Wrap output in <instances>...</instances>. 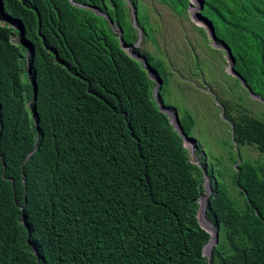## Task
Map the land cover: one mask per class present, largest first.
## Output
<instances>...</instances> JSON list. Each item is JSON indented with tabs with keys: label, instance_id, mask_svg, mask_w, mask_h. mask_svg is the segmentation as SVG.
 I'll return each instance as SVG.
<instances>
[{
	"label": "trees",
	"instance_id": "1",
	"mask_svg": "<svg viewBox=\"0 0 264 264\" xmlns=\"http://www.w3.org/2000/svg\"><path fill=\"white\" fill-rule=\"evenodd\" d=\"M154 1L187 12L188 0ZM197 1L233 70L264 99V0ZM152 25L141 0H0V264H264V113L239 95L221 101L234 154L208 170L193 139L200 165L191 162L152 97L147 71L190 137L191 114L160 95L167 62L131 47L143 67L120 45L138 30L149 38ZM244 145L258 156L244 157ZM202 169L217 232L208 261Z\"/></svg>",
	"mask_w": 264,
	"mask_h": 264
},
{
	"label": "rangeland",
	"instance_id": "2",
	"mask_svg": "<svg viewBox=\"0 0 264 264\" xmlns=\"http://www.w3.org/2000/svg\"><path fill=\"white\" fill-rule=\"evenodd\" d=\"M141 1L147 5L149 19L155 24L152 29L156 27V30L155 34L147 31L149 38L144 41L138 30L140 34L133 44L149 50L153 58L161 57L167 62L170 73L159 90L161 98L165 104L175 109L179 117L185 111L191 114L193 125L188 133L201 146L207 169L216 170L219 164L215 161L225 165L236 149L233 141L231 142V124L224 118L221 101L230 104L229 98L239 95L242 98L241 104L258 118L264 113V105L245 94L239 86H232L230 79L225 82L223 77H219L222 73L228 74L225 53L222 49L213 47L214 50H204V41L210 46V39L205 29L195 24L189 11L177 16L168 7L154 0ZM192 6L196 8L194 14H198L199 4L192 3ZM143 10L147 14V8ZM130 18L132 20L131 15ZM199 28L205 33V37L198 31ZM196 62L200 63V75L194 68ZM217 77L220 79L214 83ZM230 85L232 88H229ZM230 110L233 114V108ZM239 151L244 157L258 156L256 150L246 145L239 147Z\"/></svg>",
	"mask_w": 264,
	"mask_h": 264
},
{
	"label": "water",
	"instance_id": "3",
	"mask_svg": "<svg viewBox=\"0 0 264 264\" xmlns=\"http://www.w3.org/2000/svg\"><path fill=\"white\" fill-rule=\"evenodd\" d=\"M194 1H195V4L198 3L197 0H194ZM190 6L193 7L192 6V3H191V0H188V6H187V9L186 10L189 11V13L192 16V13H191V10H190ZM193 8L196 11V8L195 7H193ZM93 10L96 13L101 14L95 8H93ZM129 14L132 17V23H133L134 22L133 8H130L129 9ZM193 15H194V18L195 19H200V20H202L205 23V24L200 25L197 21H195V19L192 16V18L195 21V24L198 25V26H202L205 29V32H206L207 36L210 39V46L213 47V48L222 49L224 51V53H225V59H226V62H227V69H226L227 73L230 74L232 77H235L238 80L239 84L241 85V87H243L245 89V91H246V93H247V95L249 97H251V98L259 101L261 104L264 105V99L261 98L259 95H256V94L252 93L251 90L249 89V87L246 85L245 81L242 79V77L237 72H235L233 70L230 50H229V48L224 43L219 42V41L216 40L215 35H214V31H213V27H212L211 23L209 21H206L202 17H200L198 14H193ZM109 23L111 24V21H109ZM114 31H117L118 35L121 33L120 30H116L115 28H114ZM138 34H140L139 31H138ZM120 45L131 56H133L134 58H136L137 60H139L141 62V64H142L143 67H146L145 60L142 57H140L137 54H135L131 50V47H135L134 44L131 45L130 47H127V46H125L121 42ZM147 75L155 83L154 86H153V89H152V97L155 100L156 104L158 105L159 110L162 111V112H164L166 114V116H167L170 124L172 125L173 129L181 137V139L183 141V146L188 150V155L190 157V161L193 162L194 164H197L199 166L200 164H199L198 159L195 156L194 151H193V140H192V138L191 137H186L183 134L182 129H181L180 124H179V120H178L176 114L173 112V110L172 109H168V108H163L159 104V101L156 98V88L160 84V80L158 78H156L155 76H153L150 71H147ZM230 127H231V125H230ZM186 142H188V144ZM202 176H203L202 186H203V191L204 192H203V194L200 195V197L202 196V205L201 206H200V201H199L200 200V197L197 200L198 207H197L196 218H197V223L200 226V228H202L209 235L207 242L202 246V249H201V255L205 256L206 259H207V261H208L210 255H211V247L216 242L217 232H216L215 229H213L212 233H210L204 226L201 225V222H200V220H201L200 219V215L202 214V216L203 215L205 216V198H206V196L210 192V185H209L207 176H206V174H205V172H204L203 169H202ZM205 218H206V216H205ZM209 240H211L210 248H209V250L207 252H205L204 251V248H205V245L208 243Z\"/></svg>",
	"mask_w": 264,
	"mask_h": 264
},
{
	"label": "bare ground",
	"instance_id": "4",
	"mask_svg": "<svg viewBox=\"0 0 264 264\" xmlns=\"http://www.w3.org/2000/svg\"><path fill=\"white\" fill-rule=\"evenodd\" d=\"M191 3H195V1L194 0H191ZM190 10H191V13H192V16H193V18H194V12H195V9L193 8V7H191L190 6ZM195 19V18H194ZM195 21H197L200 25H202V24H205L202 20H200V19H195ZM187 144H188V142H186ZM200 206L202 205V197L200 198ZM200 222H201V225L202 226H204L210 233H212V231H213V226H212V224L210 223V221L207 219V218H205V216L203 215L202 216V214L200 215ZM210 244H211V240H209L208 241V243L205 245V248H204V251L205 252H207L208 250H209V248H210Z\"/></svg>",
	"mask_w": 264,
	"mask_h": 264
}]
</instances>
